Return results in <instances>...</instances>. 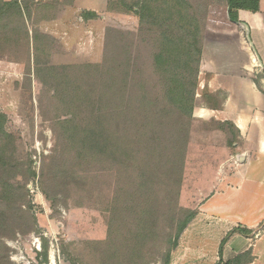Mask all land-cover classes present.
<instances>
[{"label": "trees", "instance_id": "1", "mask_svg": "<svg viewBox=\"0 0 264 264\" xmlns=\"http://www.w3.org/2000/svg\"><path fill=\"white\" fill-rule=\"evenodd\" d=\"M152 1L155 0L134 3L140 22L149 19L148 23L156 28L154 50L150 53L151 71L146 77L138 51L132 53L121 45L114 48L113 39L108 36L100 62L47 64L44 56H50L55 40L38 27L30 28L28 20L33 18V24H37L53 18L52 10L56 7L51 1L0 0V59L7 57L13 46L24 48L34 74L55 82L52 99L65 108L66 113L58 116L53 125L56 135L63 140L68 136L79 137L82 143L74 151L89 155L88 167L94 173L100 172L101 164L110 162L114 173L112 222L119 223L126 210L135 224L133 240L125 234L120 246L116 241L120 238L119 225L110 230L118 238L110 237L106 246H116L120 264H134L131 250H142L146 231L158 232L162 224H167L169 230L161 264H169L171 250L196 213L181 208L177 197L182 184L197 74L199 69L207 70L199 46L198 23L195 15L187 12L186 0H156L158 6ZM225 5L229 21L238 22V11H258L259 0H225ZM240 23L243 38L257 57L249 26ZM84 119L83 126L78 127ZM6 121V115L0 112V174L10 171L11 176H16L20 169L9 164L11 159L6 153L11 148V140L8 142L7 138H12L11 132L5 129ZM214 122L230 137L234 135L230 122ZM234 138L227 142L231 144ZM87 180L86 176L87 183L92 180V185L97 186L90 175ZM14 184L11 178L9 182H0V229L7 225L10 214L11 217L18 214L21 192ZM225 240L226 237L221 240L219 253ZM243 258L251 260L247 252L216 264H240Z\"/></svg>", "mask_w": 264, "mask_h": 264}, {"label": "rangeland", "instance_id": "2", "mask_svg": "<svg viewBox=\"0 0 264 264\" xmlns=\"http://www.w3.org/2000/svg\"><path fill=\"white\" fill-rule=\"evenodd\" d=\"M47 1L56 7L52 10L56 15L71 0ZM96 1L103 6L105 21L100 55L96 56L95 52L92 55L84 42L77 51L66 53L57 42L51 48L50 56H44L43 61L52 66L100 62L108 36L113 39L114 48L121 45L127 46L132 53L138 51L142 70L148 77L156 28L148 23L149 19L140 22L138 8L134 6L138 0ZM186 1L187 12L193 13L198 23L202 59L220 71L250 74L257 86L264 88L261 63L255 57H249V45L241 38L240 22L245 18V11L239 12L238 22H231L225 0ZM152 3L158 6L156 0ZM130 4L132 6L128 7ZM28 26L43 29V23L33 24V18L28 20ZM26 60L24 48L19 46L10 48L7 57L0 59V112L7 117L6 131L12 134L11 139L7 138L8 142L11 140V148L6 153L11 159L9 164L20 169L16 176H11L10 171L0 174V182H9L11 178L14 188L21 192L17 216L10 214L7 225L0 229V264H120L116 246H106L110 237L118 238L117 233L111 234L110 230L119 225L120 238L116 241L120 246L122 236H132L133 240L135 224L132 217L128 218L126 210L121 217L123 220L112 222L115 218L112 205L114 173L110 162L101 164L100 172L94 173V169L88 167L89 155L74 151L82 143L79 137L68 136L63 140L56 135L53 125H56L57 117L66 112L61 102L52 99L55 82L35 75L33 65ZM197 82L188 125L182 184L177 197V204L184 209L196 208L201 202V182L207 180L206 175H201V162L205 164L201 153L209 148L201 143V130L216 127L215 122L202 123L200 112H194L201 106V69ZM85 121L79 122L78 127ZM229 138L227 133V141ZM252 147L240 140L233 147L228 143L225 153L221 149L216 151L217 168L228 167L230 154L252 151ZM30 171L35 174L31 175ZM89 175L97 186L92 185V180L90 184L86 182ZM261 228L264 231V224ZM168 230V225L162 224L158 232L146 231L148 235L142 238V250H131L134 264H161L168 246ZM51 252L54 260L50 259Z\"/></svg>", "mask_w": 264, "mask_h": 264}, {"label": "crops", "instance_id": "3", "mask_svg": "<svg viewBox=\"0 0 264 264\" xmlns=\"http://www.w3.org/2000/svg\"><path fill=\"white\" fill-rule=\"evenodd\" d=\"M240 11L246 13L241 22L249 26L257 53V57L252 53L249 57H255L263 69L264 0H259L258 11L239 10L238 15ZM103 15V6L96 0H72L53 18L41 20L43 29L39 30L52 36L66 53L77 51L84 42L92 55L95 52L99 56ZM241 38L244 40L242 32ZM205 64L207 70H201V106L194 112H200L202 123L230 122L236 137L230 147L240 140L253 145V150L241 151L244 159L240 162L235 159L237 152L230 154L228 167L217 168L216 151L225 153L227 134L217 127L201 130V143L209 147L201 153L205 163L201 162V175L207 180L201 182V202L192 208L195 216L179 235L169 264H216L247 252L251 260L243 258L240 264H264V88H259L250 74L220 71L209 61Z\"/></svg>", "mask_w": 264, "mask_h": 264}, {"label": "water", "instance_id": "4", "mask_svg": "<svg viewBox=\"0 0 264 264\" xmlns=\"http://www.w3.org/2000/svg\"><path fill=\"white\" fill-rule=\"evenodd\" d=\"M235 159L237 160V161H243V159H244V154L243 153H237V154H235Z\"/></svg>", "mask_w": 264, "mask_h": 264}, {"label": "bare ground", "instance_id": "5", "mask_svg": "<svg viewBox=\"0 0 264 264\" xmlns=\"http://www.w3.org/2000/svg\"><path fill=\"white\" fill-rule=\"evenodd\" d=\"M50 259H51V260H54L53 252L50 253Z\"/></svg>", "mask_w": 264, "mask_h": 264}]
</instances>
